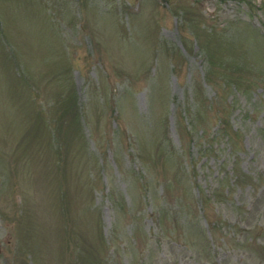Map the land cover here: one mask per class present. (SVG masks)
Here are the masks:
<instances>
[{"label": "rangeland", "instance_id": "374dc122", "mask_svg": "<svg viewBox=\"0 0 264 264\" xmlns=\"http://www.w3.org/2000/svg\"><path fill=\"white\" fill-rule=\"evenodd\" d=\"M0 264H264V0H0Z\"/></svg>", "mask_w": 264, "mask_h": 264}]
</instances>
